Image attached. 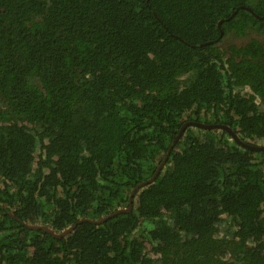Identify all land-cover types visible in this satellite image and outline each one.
<instances>
[{
	"label": "trees",
	"instance_id": "16d2710c",
	"mask_svg": "<svg viewBox=\"0 0 264 264\" xmlns=\"http://www.w3.org/2000/svg\"><path fill=\"white\" fill-rule=\"evenodd\" d=\"M196 124L264 146V0H0V264H264V151Z\"/></svg>",
	"mask_w": 264,
	"mask_h": 264
},
{
	"label": "water",
	"instance_id": "95a60500",
	"mask_svg": "<svg viewBox=\"0 0 264 264\" xmlns=\"http://www.w3.org/2000/svg\"><path fill=\"white\" fill-rule=\"evenodd\" d=\"M235 15V13L230 17V18H232L233 16ZM224 20H221L219 23H218V27H220V25H221V23L223 22ZM222 35V31H220V36ZM208 44H210V43H208ZM196 125H199V126H203V127H206V128H221V129H224L225 131H227L230 135H231V137H232V139L236 142V143H238L239 145H241L242 147H244V148H248V149H250V150H256V151H264V146H254V145H248V144H246V143H244V142H242V141H240L239 139H238V137L228 128V127H226V126H222V125H207V126H204V125H200V124H196ZM162 166V165H161ZM160 168L161 167H159L158 169H157V171H156V173L153 175V177L150 179V180H147V181H145V182H142L141 184H139L137 187H135L133 190H132V192L130 193V197H129V208L127 209V210H121L120 212H124V211H129L130 210V208H131V200H132V197H133V195H134V193H135V191L137 190V189H139L140 187H142V186H145V185H147V184H149L150 185V183L155 179V177L157 176V173L159 172V170H160ZM112 215H110L109 217H111ZM71 230V228H69V229H67L65 232H63L62 233V235H64V234H66L68 231H70Z\"/></svg>",
	"mask_w": 264,
	"mask_h": 264
},
{
	"label": "rangeland",
	"instance_id": "374dc122",
	"mask_svg": "<svg viewBox=\"0 0 264 264\" xmlns=\"http://www.w3.org/2000/svg\"><path fill=\"white\" fill-rule=\"evenodd\" d=\"M220 230H221V233H223L224 226H222V225H221V228H220Z\"/></svg>",
	"mask_w": 264,
	"mask_h": 264
}]
</instances>
